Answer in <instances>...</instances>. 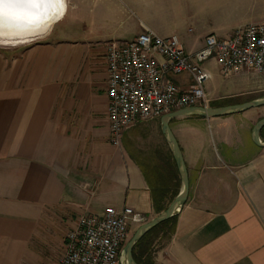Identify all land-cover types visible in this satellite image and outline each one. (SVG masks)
<instances>
[{
	"label": "crops",
	"instance_id": "crops-1",
	"mask_svg": "<svg viewBox=\"0 0 264 264\" xmlns=\"http://www.w3.org/2000/svg\"><path fill=\"white\" fill-rule=\"evenodd\" d=\"M71 11L61 21L71 13L73 29L0 49V264H58L79 216L127 206L150 222L182 191L162 117L112 144L106 44L151 30L195 53L210 35L264 20V0H82ZM210 64L208 107L264 98V76L225 78L214 63L224 79L215 85ZM172 80L194 84L188 73ZM263 119L264 106L171 120L190 190L156 264H264V128L253 138Z\"/></svg>",
	"mask_w": 264,
	"mask_h": 264
},
{
	"label": "built area",
	"instance_id": "built-area-1",
	"mask_svg": "<svg viewBox=\"0 0 264 264\" xmlns=\"http://www.w3.org/2000/svg\"><path fill=\"white\" fill-rule=\"evenodd\" d=\"M107 119L111 142L121 146L126 130L189 107H208L206 83L213 60L225 78L252 72L264 76V20L235 30L228 38L206 37L188 53L177 35L146 30L135 39L107 44ZM188 73L194 84L180 89L172 76ZM144 216L133 208L109 207L103 216L81 215L66 237L58 264H124V248Z\"/></svg>",
	"mask_w": 264,
	"mask_h": 264
},
{
	"label": "water",
	"instance_id": "water-1",
	"mask_svg": "<svg viewBox=\"0 0 264 264\" xmlns=\"http://www.w3.org/2000/svg\"><path fill=\"white\" fill-rule=\"evenodd\" d=\"M48 1L49 0H0V3L2 4L4 2L9 5L20 4L22 6L31 7L37 13H41L43 14V16H46V14H48L50 9L52 8L51 5L48 3ZM261 106H264V98H261L259 100L244 105L233 106V107H220V108L189 107L176 112H172L162 117V132L172 147L175 162L177 164L182 179L183 188L181 193L163 213H161L158 217L151 220L150 222L140 226L133 235V237L131 238V240L127 243V245L124 248V258L129 264H138L134 258V253H133L134 248L138 244V242L148 232H150L154 228L158 227L159 225L175 217L181 211V209L186 204L188 199L189 190H190L188 170L183 158L182 151L178 144V141L170 128L171 120L181 116H192V115L202 116V117H216V116L234 114L252 108H258ZM263 128H264V119L261 120L254 128L253 138L256 144H258L259 142L260 132Z\"/></svg>",
	"mask_w": 264,
	"mask_h": 264
},
{
	"label": "bare ground",
	"instance_id": "bare-ground-1",
	"mask_svg": "<svg viewBox=\"0 0 264 264\" xmlns=\"http://www.w3.org/2000/svg\"><path fill=\"white\" fill-rule=\"evenodd\" d=\"M46 16L31 7L0 3V39L20 40L41 37L50 32L66 13V0H49ZM124 264H129L125 258Z\"/></svg>",
	"mask_w": 264,
	"mask_h": 264
},
{
	"label": "rangeland",
	"instance_id": "rangeland-1",
	"mask_svg": "<svg viewBox=\"0 0 264 264\" xmlns=\"http://www.w3.org/2000/svg\"><path fill=\"white\" fill-rule=\"evenodd\" d=\"M78 2L81 3L82 0H66V10L68 8V9H70V12L72 13L71 10H74V7H75V5ZM71 13L66 17L65 21H61L62 20L61 19L59 22H57L54 25V26H56L55 27L56 32L61 31V29L67 30V29H73L74 28V27H71L72 26L71 24H74V22H75V21L70 20ZM64 16H65V14H64ZM79 24H81V23H79ZM78 28H81V26L80 27L78 26ZM79 30L80 29H78V31ZM43 37H45V36H43ZM43 37L31 38V40L30 39H21V40H29V41L23 42V43H15V42L19 41L17 39H15V40L0 39V49L4 50L6 52L16 51V50H19L21 48H26V47H29L31 45L36 44ZM209 63H211L209 65V68H210L211 72L214 75V79H213V81H211V83H214L215 85H217L218 83H221L222 81H224V79L219 75V71H218L217 67L214 64V61L211 60V61H209ZM147 222L148 221L145 218L144 222L141 225L134 226L131 229L128 242L131 240V238L133 237V235L135 234L137 229L140 226H142L143 224L147 223ZM173 228H174V223L170 222V223L162 226L155 233L153 232L152 233L153 235H151L150 237H146L147 239L146 238L144 239V241L141 243L140 247L135 249L136 256H140L141 253H144V254H146V257L144 259L146 263L149 262L148 260L150 258V264H152V263L156 264V260H157V257H158L156 252L158 253V251H160L164 247H166V245L170 241V237L172 235ZM70 229H72V227ZM146 258H148L147 261H146Z\"/></svg>",
	"mask_w": 264,
	"mask_h": 264
},
{
	"label": "trees",
	"instance_id": "trees-1",
	"mask_svg": "<svg viewBox=\"0 0 264 264\" xmlns=\"http://www.w3.org/2000/svg\"><path fill=\"white\" fill-rule=\"evenodd\" d=\"M163 191L164 192H162L163 194H165L166 192H165V190L163 189ZM173 221V219H170L169 221H166L165 223H163V224H161V225H159L158 227H156V228H154L153 230H151L150 232H148L139 242H138V244L135 246V248H134V251H133V253H134V258H135V260L137 261V263L138 264H144L143 262H142V253H141V255L140 256H136V253H135V249H137V248H139L140 247V245H141V243L144 241V239L146 238V237H150L151 235H153L152 233L154 232H156L157 230H159L162 226H164V225H166V224H168V223H170V222H172ZM147 239V238H146ZM143 255H144V253H143Z\"/></svg>",
	"mask_w": 264,
	"mask_h": 264
}]
</instances>
